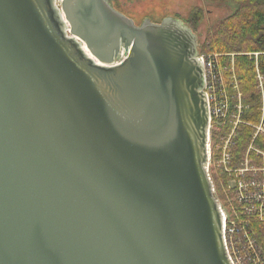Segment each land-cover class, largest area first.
<instances>
[{
    "label": "water",
    "instance_id": "95a60500",
    "mask_svg": "<svg viewBox=\"0 0 264 264\" xmlns=\"http://www.w3.org/2000/svg\"><path fill=\"white\" fill-rule=\"evenodd\" d=\"M198 54L176 17L0 0V264H232Z\"/></svg>",
    "mask_w": 264,
    "mask_h": 264
},
{
    "label": "built area",
    "instance_id": "2783aa9c",
    "mask_svg": "<svg viewBox=\"0 0 264 264\" xmlns=\"http://www.w3.org/2000/svg\"><path fill=\"white\" fill-rule=\"evenodd\" d=\"M126 53L123 49L120 51L117 64L126 58ZM198 58L204 66L203 90L207 100L209 118L206 171L211 181L210 167L212 164L214 169H216L214 171H219L221 174L226 175L228 181L226 180L227 186L225 192L227 195L233 196L227 200V208L222 207L218 202L223 217L225 248L232 264H264L260 249L252 237L250 230L252 221L264 223V153L252 145L255 136L248 146L243 160L239 161L236 165L232 164L233 157L231 150L234 146V136L232 135L237 124L242 121V109L246 108L242 106L240 97L238 103L234 106H231L230 103L231 97L227 90L225 74L228 73L230 75V72H233V62L231 66H223L219 62L218 55L205 53H199ZM258 76L260 79V75ZM233 89L237 90L234 83ZM226 124L232 125L234 131H232L228 139H225L229 133L228 131L224 136L225 138L221 140L220 154L212 163V129L217 128L221 130ZM250 150L256 153L254 154L261 161V165H259L260 161H254L251 158L252 153L249 155ZM213 190L215 193L214 186Z\"/></svg>",
    "mask_w": 264,
    "mask_h": 264
},
{
    "label": "trees",
    "instance_id": "16d2710c",
    "mask_svg": "<svg viewBox=\"0 0 264 264\" xmlns=\"http://www.w3.org/2000/svg\"><path fill=\"white\" fill-rule=\"evenodd\" d=\"M206 1L232 7V13L229 16L216 21L209 28L206 40L200 47V53L218 55L219 62L223 66H226V58L230 57V54H235L234 73L236 74V81H238V88H240L241 102L247 105L249 109L242 114L241 118L245 124L240 127V132L234 139V146L231 150L232 164L236 165L243 160L253 139L254 130L252 125H258L261 118V97L257 75L262 78L264 87V0ZM201 21L202 12L199 8H195L189 17L184 20L193 31ZM227 78L228 73L225 74L226 84L228 82ZM226 86L231 97V106H234L236 104V101L232 99L234 92L228 84ZM249 112H252V114H249ZM262 126L264 128V117ZM230 127L231 125L226 124L221 129V133L227 131ZM221 133L217 128L212 129L211 133V145L217 156L220 154L219 140L224 137V134ZM253 146L264 152V133H260L255 137ZM251 158L254 161H260L254 153L251 154ZM259 165H261V161ZM217 172L219 171L214 173V178L217 181L218 190L221 191L220 177H218ZM250 230L264 259V223L252 221Z\"/></svg>",
    "mask_w": 264,
    "mask_h": 264
},
{
    "label": "rangeland",
    "instance_id": "374dc122",
    "mask_svg": "<svg viewBox=\"0 0 264 264\" xmlns=\"http://www.w3.org/2000/svg\"><path fill=\"white\" fill-rule=\"evenodd\" d=\"M109 1L116 10L120 11L121 13H123L124 15L132 19L136 25H140L145 19H150L152 22L159 23L162 19L168 16L176 17L184 21L185 19L189 17L190 13L195 8H199L202 12V21L195 28V31L192 30L197 36L199 53H200L201 45L206 40L209 28L216 21L220 19H224L232 13L231 6L219 4V3H211V2H207L206 0H109ZM56 6H58V8L60 9V1L56 3ZM230 56L231 57L226 58V61H225L226 66H231L232 62L234 63L235 54H230ZM234 71L235 70H233V72H230L231 74L228 75L227 84L232 88V91L234 92L232 94V98L234 101H236V104H237L239 97L241 98V93L239 91L240 88H238V83H237L238 81H236V74L234 73ZM257 79H258V89L260 91V97H261L262 112H261V118H260L259 124L252 125V127H256V128H252L254 130L253 137L259 135L260 133H264V128L262 126L263 117H264V87H263L262 79L261 78L259 79V76L257 77ZM233 83L236 85L237 90L233 89ZM242 106L246 107L242 109V114H243L249 109H248V106L245 104H242ZM249 114H252V112H249ZM243 124H245V122L243 121L238 123L237 127L235 128V131L232 125H231L232 128L230 127L227 129V131H222L223 133H221V130L219 129L217 130L221 134H224L223 136H225L227 132L229 131L226 138L223 137L225 139H228L231 136L232 131H234L232 135L234 136L233 137V141H234V139L238 136V133L240 132V127ZM221 140H219L220 143H221ZM220 143H219V146H220ZM256 149L264 153L262 150L258 148ZM250 153H255V152H253V150H250L249 155ZM211 157H212V163L218 157L214 153L212 145H211ZM214 170L216 169H214L213 164H212L210 167V176L212 179V184L215 189L214 195L216 199L218 200V202L220 203V205L224 208H227L226 207V205L228 204L227 200L233 197L230 194L227 195L225 192V188L227 186L225 179H227L228 181V177L221 174L220 172H217V174L219 175L218 177H220L219 185L221 186V191H219L217 188V181L214 178V173L216 172ZM227 192L230 193L229 190H227Z\"/></svg>",
    "mask_w": 264,
    "mask_h": 264
},
{
    "label": "bare ground",
    "instance_id": "6f19581e",
    "mask_svg": "<svg viewBox=\"0 0 264 264\" xmlns=\"http://www.w3.org/2000/svg\"><path fill=\"white\" fill-rule=\"evenodd\" d=\"M59 1H60V0H55V3L59 2ZM56 7L58 8V6H56ZM61 18L64 19L63 15H61ZM63 21H64V20H63ZM83 50H84V52H85L86 54H88V51L85 49V47H83ZM119 53H120V52H119ZM127 54H128V52L126 53V57H127ZM88 55H89V54H88ZM118 56H119V55H118ZM118 58H119V57H118ZM118 58L115 60V63H116V64H117V62L119 61ZM122 61H123V60H122ZM122 61H121V62H122ZM121 62H120V63H121Z\"/></svg>",
    "mask_w": 264,
    "mask_h": 264
},
{
    "label": "flooded vegetation",
    "instance_id": "af4514ba",
    "mask_svg": "<svg viewBox=\"0 0 264 264\" xmlns=\"http://www.w3.org/2000/svg\"><path fill=\"white\" fill-rule=\"evenodd\" d=\"M251 144V143H250ZM253 145V144H252Z\"/></svg>",
    "mask_w": 264,
    "mask_h": 264
}]
</instances>
